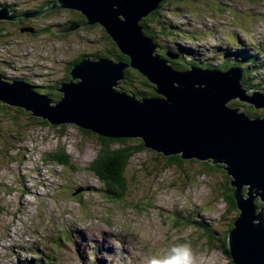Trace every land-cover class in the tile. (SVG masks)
Listing matches in <instances>:
<instances>
[{"label": "rangeland", "instance_id": "rangeland-1", "mask_svg": "<svg viewBox=\"0 0 264 264\" xmlns=\"http://www.w3.org/2000/svg\"><path fill=\"white\" fill-rule=\"evenodd\" d=\"M44 1L0 4L34 11ZM77 12H49L50 19L39 25L60 30ZM157 20L159 26L151 24L161 54L182 48L174 59L180 65H218L226 55L229 62L241 60L243 65L242 55L233 58L243 52L254 61L245 64L250 71L246 85L262 86L264 93V0H169ZM94 27L65 34L41 31L39 36L34 28L26 34L13 31L11 47L8 35L2 39L0 73L6 79L26 77L38 94L54 92L49 98L59 102L56 88L66 83L71 63L82 55H103L111 47L101 27ZM228 105L251 112L253 119L264 117V109L239 100ZM5 113L0 119V264H146L148 257L185 242L191 243L196 264L231 263L223 238L238 211L229 205V177L222 166L199 161L157 166L163 158L146 150L130 161L128 195L112 199L87 169L98 157L96 135L75 125H44L27 112ZM10 117L15 125L7 124ZM63 150L73 168L47 164Z\"/></svg>", "mask_w": 264, "mask_h": 264}, {"label": "water", "instance_id": "water-1", "mask_svg": "<svg viewBox=\"0 0 264 264\" xmlns=\"http://www.w3.org/2000/svg\"><path fill=\"white\" fill-rule=\"evenodd\" d=\"M164 1L55 0L42 12L19 16L0 6V21L56 10L81 12L87 19L85 26L102 25L130 60L125 64L113 58H84L72 66L69 81L60 84L62 97L56 103L22 79L7 82L0 75V103L53 126L75 125L107 139H141L145 149L164 157L222 166L238 211L228 234L230 260L232 264H264V117L253 119L228 105L239 100L249 108L264 109V93L249 95L239 68L220 71L191 66L182 71L158 55L160 45L144 33L141 21ZM77 26L73 23L67 29ZM166 57L178 56L167 52ZM129 68L145 76L157 96L140 100L120 92Z\"/></svg>", "mask_w": 264, "mask_h": 264}, {"label": "trees", "instance_id": "trees-1", "mask_svg": "<svg viewBox=\"0 0 264 264\" xmlns=\"http://www.w3.org/2000/svg\"><path fill=\"white\" fill-rule=\"evenodd\" d=\"M167 1L168 0L164 1L163 3H161L159 5L158 9L160 10L161 8H166ZM8 5H13V4H0L1 7H5V8H9ZM48 6L49 5H45L44 7H41L39 9L34 10V11L42 12ZM159 10L155 11L154 13H152L147 18H143L142 19L141 24L144 26V33L145 34L150 35V36H155L154 27L151 24V21L155 22L156 26L160 25V21L159 20H152V19H155V18L157 19ZM32 11L33 10L26 11V12H32ZM26 12H24V13H26ZM38 17H41V16H38ZM86 23H87V19H86ZM98 27H101V26H98ZM101 29L103 30L104 37H105V35L108 36V34L105 31V29L103 27H101ZM106 40L109 41L110 44H111L110 49L107 50V52L105 54H103V55H99V54L82 55L79 58H77L69 66L70 68H68V74L65 77L66 78V80H65L66 82L69 81V72H70L72 66L74 64L78 63L79 61L83 60L86 57H91L92 56L95 59L96 58L110 59V58L115 57L114 59L117 62H122V63H125V64H129L130 63L129 58L121 53V51L117 47L116 43H114L113 40L109 36H108V39H106ZM183 51L184 50L182 48H179V50L173 55L182 53ZM161 53H162L161 51L157 52V54L160 55L161 57H164V58L170 60V63H171V65L174 68H176L178 70H182V71L189 69L191 66H197V67H203V68H205V67L206 68H215V69H218L220 71H226V70L231 69V68H239V69L244 71V79L242 81L243 88H247V90H251V92H250L251 94L256 92V91H261L262 90L261 89L262 86H260L259 88H256V89H251V88H249L250 86L246 85V81L248 80L247 79V74L250 73V71H249L248 68L245 67V64H248V66H251L254 63V61L253 60H248L247 58H245L243 52L242 53H235L233 55L234 59L235 58H239V56L242 55L243 58H244V61H245V64H243V65H242V61L241 60H238L237 61L238 63L237 62H235V63L229 62L227 55L225 56L226 59H224V60L222 59V62L220 64H218V65H214V64H197L195 62H184V61H183V63L181 62L183 65H180L177 61L167 58L166 54H161ZM0 75L2 76V78L5 81L11 82L10 79H6L5 78L4 74L0 73ZM21 79L23 81H25L26 83L30 84V85L32 84L31 86H33L35 91L38 93L39 88L36 85H33L31 80L27 79L26 77L20 78V80ZM59 87L56 88L57 91H58ZM50 90H54V89L50 88ZM118 90L120 92H122V93H126L128 95L135 96V97H137L140 100H142L143 98H146V97L157 96L156 93H155L154 87L151 85L149 80L145 76L140 74L138 71L133 70L132 68H129V69H127L125 71V80L120 84ZM53 93H49L48 92L47 95L50 96V97H53L54 95H56V94H53ZM58 94H60V93H58ZM61 97L62 96H59L58 99L56 98L57 99L56 101H59ZM5 106L1 105V103H0V119L5 117V115H8V113H5L6 110H16L17 112L26 115L25 111L20 109V108H14V107L8 108V107H5ZM29 114L32 116L31 113H29ZM248 115L253 116L251 114V112H248ZM253 117H255V116H253ZM46 123H48V122H46V121L41 122V124H44V125H46ZM7 124H14L15 125V122L13 121L12 117H10V119H8ZM18 131H20V130H18ZM83 132L86 133V134H90V133L93 134L92 132H89V131H83ZM97 137H98V139L100 141V149L98 151V157H97V159L92 161V163L88 166L87 169H88L89 172H91L102 183L104 189L106 190V196L107 197H110L112 199H118V200H120L121 198H125L128 195V192H129V189H130V186H131L130 180L127 177L130 161L135 155H137L138 153L144 152L147 149L144 148L143 142L141 140H136V139H118V140H114V139L102 138V137H99V136H97ZM131 142L132 143L136 142L137 144L134 145V146L129 145V143H131ZM66 157L67 156L64 155V150H63L62 151V155H60V156H57L56 154L55 155H51V157L47 161V164L56 162L59 165L66 166V167L70 166V167L73 168V165L71 164V161L68 160V158H66ZM160 157H162L163 160L162 161L161 160H157V166L160 165L164 161H166V164L168 166H172L173 164L178 166L179 163L186 162V161L181 160L179 156H174V157L167 158V157H164L163 155H160ZM189 162H194V160L189 161ZM227 194H228V202H229L230 207L236 208L234 197H233V189L230 187V178H229V187L227 189ZM259 206H262V204L260 203ZM232 229H233V223L230 226L229 232ZM229 232H228V234H229ZM227 241H228V235L223 238V242H224V249H225L224 252L229 257L228 250H227ZM230 264H232V262Z\"/></svg>", "mask_w": 264, "mask_h": 264}, {"label": "flooded vegetation", "instance_id": "flooded-vegetation-1", "mask_svg": "<svg viewBox=\"0 0 264 264\" xmlns=\"http://www.w3.org/2000/svg\"><path fill=\"white\" fill-rule=\"evenodd\" d=\"M54 2H55L54 0H45L41 5L36 7L35 10L39 9L41 7H44L45 5H49L48 7H50ZM168 2H169V0L167 1V3ZM8 7H9L10 11L12 13H14L16 16H19L20 14L26 12L25 10H23L21 8L15 7L14 5H8ZM163 9L164 8H161L160 10L158 9L159 10L158 14H160ZM63 11H65V10H59V11H55V12L58 13V12H63ZM48 14H51V13H48ZM48 19H50L49 16H47V14H45V15H43V17H37L34 19L17 17L15 20L0 21V46L3 45L2 39L8 35V37H7L8 40H6V43H7L8 47H11V37H13V35H15V33L13 31H19L20 33H22V31L26 28H34L35 29V36H37V35L39 36L40 35L39 33L41 31H45L44 32L45 34L50 33V32L54 33L57 29H56V27H53V25L49 24L45 28L40 27V25H39L40 22L42 23L43 21L48 20ZM154 20H157V19L155 18ZM73 23L81 26V29L79 31H83V30L88 31L87 30L88 26H85L86 18H85V16H82L79 12L76 13V15L73 17V19L68 20V22H66L64 24L66 26H70ZM95 26H96V28L98 27V25H95ZM154 33H155V31H154ZM24 34H26V32ZM153 37L156 39V42H157V38L155 36H153ZM160 49H161V46H160ZM6 69H9V68H6ZM7 77L10 80L20 79V78H16V77H9V76H7Z\"/></svg>", "mask_w": 264, "mask_h": 264}, {"label": "clouds", "instance_id": "clouds-1", "mask_svg": "<svg viewBox=\"0 0 264 264\" xmlns=\"http://www.w3.org/2000/svg\"><path fill=\"white\" fill-rule=\"evenodd\" d=\"M146 264H196V253L190 242L174 244L166 254L148 257Z\"/></svg>", "mask_w": 264, "mask_h": 264}, {"label": "bare ground", "instance_id": "bare-ground-1", "mask_svg": "<svg viewBox=\"0 0 264 264\" xmlns=\"http://www.w3.org/2000/svg\"><path fill=\"white\" fill-rule=\"evenodd\" d=\"M75 11V10H74ZM81 15H83L81 12H79ZM84 16V15H83ZM30 17H32V16H29L28 18H30ZM95 25H98V26H101L102 27V25H100L99 23H96V24H92V25H89V26H95ZM76 26V25H75ZM81 26H77V28H75V29H67L68 28V26H65V27H63L62 29H60V28H58V29H60V31H62V32H60L61 34H65V33H70V32H74V31H76L78 28H80ZM79 30V29H78ZM56 32H57V30H56ZM49 123V122H48ZM50 124V123H49ZM53 126V125H52ZM65 126V125H64ZM82 130V129H81ZM82 131H87V130H82ZM90 132V131H89ZM94 134V133H93ZM96 135V134H95ZM96 136H99V135H96ZM100 137V136H99ZM103 138V137H102ZM141 140V139H140ZM142 141V140H141ZM143 142V141H142ZM243 191H244V193L246 192V187H244V189H243Z\"/></svg>", "mask_w": 264, "mask_h": 264}]
</instances>
